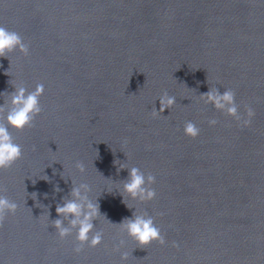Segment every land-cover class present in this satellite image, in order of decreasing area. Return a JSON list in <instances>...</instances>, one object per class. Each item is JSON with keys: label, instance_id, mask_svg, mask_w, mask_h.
Returning a JSON list of instances; mask_svg holds the SVG:
<instances>
[{"label": "water", "instance_id": "1", "mask_svg": "<svg viewBox=\"0 0 264 264\" xmlns=\"http://www.w3.org/2000/svg\"><path fill=\"white\" fill-rule=\"evenodd\" d=\"M0 26L28 47L0 56V122L17 88L45 89L32 125L10 128L22 156L0 169L18 205L0 264H264V0H0ZM212 88L251 124L206 103ZM165 93L175 104L154 115ZM132 167L155 177L153 200L123 192ZM74 187L101 213V244L79 253L56 213ZM136 215L165 243L139 246L121 225Z\"/></svg>", "mask_w": 264, "mask_h": 264}, {"label": "clouds", "instance_id": "2", "mask_svg": "<svg viewBox=\"0 0 264 264\" xmlns=\"http://www.w3.org/2000/svg\"><path fill=\"white\" fill-rule=\"evenodd\" d=\"M19 49L21 53L28 54V47L22 41L20 35L14 31L0 26V56H7L8 53ZM44 85L37 84L32 91H28L25 87L16 89L12 95L11 110L3 116L0 122V169L11 167L22 156L21 146L13 140L10 128L17 131H23L26 127H30L34 119L41 113L40 97L44 94ZM202 99L206 103H211L213 107L219 111L225 112L228 116L235 118L243 126L251 124V120L255 113L252 108L246 109V119H241L238 113V107L235 101V93L231 89H225L220 93L217 88L210 89L207 93L202 94ZM159 111L153 110V114L163 113L166 108H171L175 104V98L168 96L166 93L160 97ZM215 119L209 120L210 125H215ZM185 135L195 138L199 135V129L191 121L184 125ZM76 168L80 172H84V165L76 164ZM155 183V177L151 174H145L137 167L129 169V179L124 183L123 192L127 193L133 199L140 201H151L156 197L155 190L151 187ZM81 187L87 189L86 184ZM72 195L77 199L66 201L63 205L56 207L58 216L72 215L71 225L76 227L75 240L77 247L75 251L79 253L84 244L90 247H96L102 242L100 233H92L94 227L91 222L93 218L101 216L99 204L93 203L87 197H81L80 189L74 187ZM123 197V194H122ZM83 200L84 203H78L77 200ZM17 203L10 201L8 198L0 195V217L5 211L14 213L17 209ZM121 225L126 228L127 233L131 236L139 246H149L153 242L164 244V237L160 233V229L155 225L151 215H136L134 218H127L121 221ZM57 235L63 239L70 235V229L64 227L60 219L53 222ZM122 259H127V254L122 255Z\"/></svg>", "mask_w": 264, "mask_h": 264}]
</instances>
